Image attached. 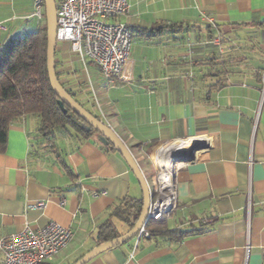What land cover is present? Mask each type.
Masks as SVG:
<instances>
[{
	"label": "crops",
	"instance_id": "0c3cea01",
	"mask_svg": "<svg viewBox=\"0 0 264 264\" xmlns=\"http://www.w3.org/2000/svg\"><path fill=\"white\" fill-rule=\"evenodd\" d=\"M128 2L130 14L115 22L132 32L133 83L106 82L63 43L56 53L61 84L118 135L150 188L163 144L196 138L211 147L179 172L178 208L163 220L186 236H150L137 247L132 240L88 264H264V0ZM33 4L0 0L3 46L44 27ZM205 18L221 32V50ZM39 128L38 117L17 120L0 153V238L57 223L74 238L44 264H75L107 243H99L102 225L118 238L130 231L114 210L143 193L98 135L63 130L52 137ZM38 203L45 207L29 209Z\"/></svg>",
	"mask_w": 264,
	"mask_h": 264
},
{
	"label": "built area",
	"instance_id": "2783aa9c",
	"mask_svg": "<svg viewBox=\"0 0 264 264\" xmlns=\"http://www.w3.org/2000/svg\"><path fill=\"white\" fill-rule=\"evenodd\" d=\"M57 44L68 43L71 50L86 63L94 64L106 82L118 81L131 84L134 81L131 58L133 36L130 28L115 20L130 14L128 0H56ZM33 17L46 23L45 0H34ZM114 21V22H111ZM205 21L216 31L212 44L222 49V34L213 19ZM5 26L0 23V36ZM1 47V39H0ZM264 83V77H263ZM199 146L195 149V146ZM174 147L178 155H191L190 163H177L175 158L166 168L159 158L160 151ZM209 139H182L163 144L152 159L157 171L153 187L150 188L151 204L143 227L133 239L135 246L150 238L147 226L172 216L178 208V174L188 165L200 161L210 149ZM165 170V172H164ZM65 204L64 200L61 205ZM44 203L29 209L44 208ZM74 234L57 223L32 232L26 230L19 235L0 238L2 264H44L59 256L71 244Z\"/></svg>",
	"mask_w": 264,
	"mask_h": 264
},
{
	"label": "trees",
	"instance_id": "16d2710c",
	"mask_svg": "<svg viewBox=\"0 0 264 264\" xmlns=\"http://www.w3.org/2000/svg\"><path fill=\"white\" fill-rule=\"evenodd\" d=\"M25 116L39 118V133L44 136L54 137L56 132L63 130H73L83 138L98 135L94 130L89 131L86 124L67 107L62 108L51 89L47 72L46 27L5 46L1 44L0 153L5 152L11 126ZM142 207L143 200H125L114 210V215L126 222L131 230L140 217ZM163 222L148 224L150 236L182 239L187 235L186 232L166 229ZM117 238L118 234L109 223L100 227L99 243Z\"/></svg>",
	"mask_w": 264,
	"mask_h": 264
},
{
	"label": "water",
	"instance_id": "95a60500",
	"mask_svg": "<svg viewBox=\"0 0 264 264\" xmlns=\"http://www.w3.org/2000/svg\"><path fill=\"white\" fill-rule=\"evenodd\" d=\"M46 13V29H47V72L50 81V86L57 97L60 106L67 107L79 119H81L87 126L88 130H94L99 135V142L105 147H112L125 160L130 170L137 179L143 193V207L140 217L135 226L124 236L102 244L95 248L75 264H88L91 260L98 257L102 253L123 246L131 242L139 233L147 218L148 211L151 204V193L148 182L142 173L138 163L134 159L129 148L123 143L118 135L106 124L101 122L97 117L88 112L82 107L72 95L63 87L58 79L56 72V53H57V3L56 0H45ZM198 145L195 149H198ZM177 163H190L192 161L191 155H177L175 157Z\"/></svg>",
	"mask_w": 264,
	"mask_h": 264
},
{
	"label": "bare ground",
	"instance_id": "6f19581e",
	"mask_svg": "<svg viewBox=\"0 0 264 264\" xmlns=\"http://www.w3.org/2000/svg\"><path fill=\"white\" fill-rule=\"evenodd\" d=\"M178 155V149L171 147L166 151H160L159 158L166 168H170V161ZM165 172V170H164Z\"/></svg>",
	"mask_w": 264,
	"mask_h": 264
},
{
	"label": "rangeland",
	"instance_id": "374dc122",
	"mask_svg": "<svg viewBox=\"0 0 264 264\" xmlns=\"http://www.w3.org/2000/svg\"><path fill=\"white\" fill-rule=\"evenodd\" d=\"M44 27H46V23H45ZM1 34H2V33H1ZM0 39H1V36H0Z\"/></svg>",
	"mask_w": 264,
	"mask_h": 264
}]
</instances>
